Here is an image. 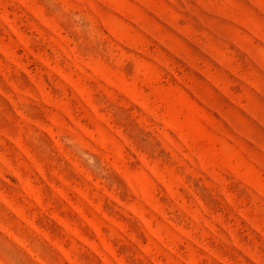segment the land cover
Masks as SVG:
<instances>
[{"label": "rangeland", "instance_id": "1", "mask_svg": "<svg viewBox=\"0 0 264 264\" xmlns=\"http://www.w3.org/2000/svg\"><path fill=\"white\" fill-rule=\"evenodd\" d=\"M0 264H264V0H0Z\"/></svg>", "mask_w": 264, "mask_h": 264}]
</instances>
